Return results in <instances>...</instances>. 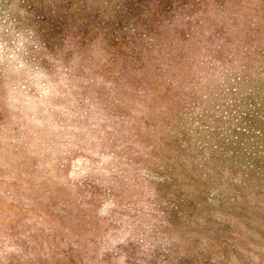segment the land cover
<instances>
[{
    "label": "rangeland",
    "instance_id": "rangeland-1",
    "mask_svg": "<svg viewBox=\"0 0 264 264\" xmlns=\"http://www.w3.org/2000/svg\"><path fill=\"white\" fill-rule=\"evenodd\" d=\"M0 264H264V0H0Z\"/></svg>",
    "mask_w": 264,
    "mask_h": 264
}]
</instances>
